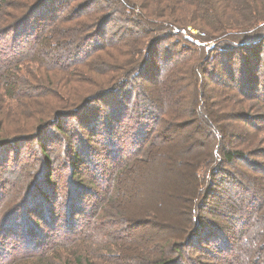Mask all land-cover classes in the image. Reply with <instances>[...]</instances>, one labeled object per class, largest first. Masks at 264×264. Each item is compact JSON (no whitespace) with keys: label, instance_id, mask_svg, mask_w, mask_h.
I'll return each instance as SVG.
<instances>
[{"label":"trees","instance_id":"obj_1","mask_svg":"<svg viewBox=\"0 0 264 264\" xmlns=\"http://www.w3.org/2000/svg\"><path fill=\"white\" fill-rule=\"evenodd\" d=\"M112 1L124 6L118 10L111 6L102 10L123 15L125 24L132 27L126 28L130 38L128 43H121V39H116L115 35L106 37L107 21L99 19V11L85 13L93 3L74 7L73 2L77 0H33L31 5L22 6L17 4L16 0H0V148L11 150L22 143H36L40 148V178L46 171V178H39L32 186L34 180L21 196H14L8 210L12 218L18 217L19 214L20 218L33 214L28 210L32 205L29 203L30 198L35 193L38 195L37 199L42 197L48 201L44 188L52 187L57 190L56 176L52 177V174L56 173L55 166L50 163V155L47 153L49 143L46 145V140L41 134L42 130L44 133L49 128L56 130L60 136H63L62 133L66 136L65 142L61 143V140L55 137L51 144L65 146L64 161L70 170V182L79 174V177L85 176L79 163L85 162L87 158L93 160L95 156L86 146L85 140L92 141L100 132L104 137L100 145L104 146L105 142L107 146L105 152L120 154L126 147L127 151L121 152L126 157L124 162H128L126 167L116 170L118 174L114 169L110 172L107 170V175H102V178L90 179L92 187L98 185V191L103 189V186L105 189L108 184L112 187L111 179L116 181V189L112 187V197L107 199L106 191L104 196L99 198L98 206L113 205L132 195L142 194L144 187L148 191L149 180L139 179L141 175L138 172L131 173L136 165H140L144 170L150 162V159L143 161L138 158L142 147L150 153L149 149L154 147L161 150L172 145L173 135L182 134L192 128L199 120L196 117L198 113L201 115L202 127L206 129L210 126L212 134L216 133L213 123L199 112L200 91L196 85L203 79L210 78L207 69H201L198 61L200 58L197 57H203L211 51L206 53L203 46H195L194 43H170L168 47H163V53H160L164 41L184 38L182 34L172 33V27L185 28L192 25L198 28L202 36L197 38L201 42L211 41L215 44V51H219L216 60L222 61L221 72L223 76L232 79L235 71L233 62L236 55L239 56L243 52L244 44L240 43L241 38L251 31L259 32L264 29V0H156L158 4L165 5L167 11L151 13L144 8L142 14H136L133 20L127 19L133 15L135 5L128 1L124 3L123 0H107L105 4L108 5V2ZM6 8H13V11L19 13L13 15L11 21L4 25L2 11ZM197 8L198 12L195 11ZM153 19L163 23L154 25ZM167 30L168 37L162 35L164 39L159 42L150 43V39L146 43L150 38L148 36ZM190 58L198 61L195 70H191L195 79L201 74V70L202 75L201 79L198 78L199 81L193 80L186 87L178 85L181 81V71L162 70L172 61L189 65ZM238 61L240 65L249 63L246 57L239 56ZM156 65H160V71L155 70ZM79 66H82L84 75L75 74ZM59 74L65 75L62 81L66 84L65 89L56 84ZM157 78L160 80L154 84L156 86L148 88L147 84L156 82ZM187 80H190V77ZM71 83L72 85H68ZM74 83L79 84L80 91L73 88ZM186 88L191 94L190 104H186L182 91ZM5 101L13 103L8 108L14 112L12 117H17L21 107L26 105L36 106L44 102L48 109L43 120L29 131L31 133L14 135V138L10 135L12 133L7 123L9 110L3 108L1 103ZM40 114L41 111L38 112V115ZM206 114L213 119L212 111L206 110ZM31 115L36 117V114ZM69 119L76 121V128L65 129L63 123ZM215 122L218 124L215 127L230 141L231 135L227 128L217 120ZM81 130L85 133V140ZM190 143L192 141L187 148L183 147V150L190 152L195 147V143ZM217 147L216 141L212 151L207 153V158L211 161L217 157L218 161H223L224 166H230L233 172L228 174L232 177L231 180L227 177L223 179L228 184L222 186L220 209L215 217L219 225L215 240L221 241L222 246L219 249L214 247L216 257H212V263L208 264H264V179L244 178L238 181L237 173L234 172L246 156L240 150L224 147L218 150ZM159 154L157 157H160ZM124 173L128 181L122 177ZM133 174L136 177L131 176ZM105 178L108 181H105ZM131 179L134 183L129 188ZM42 182L45 185L41 187L40 192L36 187ZM124 190L129 192L128 195ZM145 198L147 199V195ZM98 210L94 211L92 217L98 216ZM191 213L189 212L190 220L194 224L195 216H191ZM122 215L125 216V212ZM143 222L135 226L147 225L149 221ZM153 225L160 227V224ZM12 228L13 226H10V229L2 231L0 240H20V232ZM133 228L132 224L126 223L125 230L128 233ZM7 233H10V236ZM4 234L6 238H3ZM185 245L173 243V250L171 249L169 255H180L182 260L187 248ZM160 259L161 262L153 264L175 262L174 258L169 259L164 255ZM76 263L92 264L88 261Z\"/></svg>","mask_w":264,"mask_h":264},{"label":"rangeland","instance_id":"obj_2","mask_svg":"<svg viewBox=\"0 0 264 264\" xmlns=\"http://www.w3.org/2000/svg\"><path fill=\"white\" fill-rule=\"evenodd\" d=\"M16 1L22 6H29L33 2V0ZM106 1L77 0V2H73V6L84 7L93 3L85 13L99 11V19L107 21L105 25L106 37L115 35L116 39H121V43H128L130 38H128L127 30L132 27L125 24L123 15L120 16L116 12L111 14L109 10H102L104 7L110 6L118 10L124 5L121 6L117 1L108 2L110 4L106 5ZM123 1L135 5L133 15L131 14L127 20L135 19L136 14H142L144 8H147L151 13L167 11L165 10L166 6L158 4L156 0ZM195 11L198 12V8ZM17 13L13 11V8L4 9L2 11L4 25H7L13 15ZM153 20L154 25L163 23L161 20ZM127 27L128 29H126ZM172 29V33L182 34L184 38L164 41L160 53H163V47H168L170 43H194L195 46H199L196 43H203L205 52L211 51L203 57L200 55L197 57V59L200 58L198 61L201 69H207L210 78L203 79L196 85L200 91L199 112L213 123L216 136L212 134L210 126L206 129L202 127L201 115L198 113L196 117L199 120L192 128L182 134L173 135L174 143L172 145L161 150L154 147L149 149L150 153L142 147L138 153V158L143 161L150 159V162L144 170L140 165H136L135 170L131 173L138 172L141 175L139 179L147 178L149 180L148 191L144 187L142 194L132 195L113 205L98 206L99 198L103 197L106 191L108 193L105 197L107 199L112 197V187L116 189V181L112 176L113 179L110 178L112 187L108 184L105 189L103 186V189L98 191V185L92 187L90 179L92 177L94 179L102 178V175H107L105 174L107 170L110 172L114 169L116 173L120 167H126L125 165L128 164V162H124L126 147L121 150L124 152H120L121 155L112 151L105 152L107 147L105 142V147L100 145L104 138L102 133L99 132L89 142L88 139L85 140V133L81 130L86 146L91 149L92 153H95V156L93 160L91 158L82 159L85 162L82 161L79 164L82 165V172L85 176L77 175L73 178L72 183L68 179L70 170L64 161L65 146L62 147L58 143L51 144L55 137H58L61 143L65 142L66 136L64 133H62L63 136H60L56 130L51 128L44 133L42 130L41 134L46 140V145L49 143L47 146L49 149L47 153L50 155L49 161L55 166L56 173L54 172L52 177L56 176L57 190L52 187L44 188L48 201L43 200L42 197L37 199L38 195L35 193L30 198L29 203L32 205L28 210L33 214H27L21 218L20 214L18 217L12 218L8 210L14 196L16 198L18 195L21 196L34 180L32 186L40 178L41 162L38 160L40 148L33 142L19 144L11 150L0 148V239L2 231L10 229V226L20 232V240H11L10 238L0 240V264H78L76 263L78 261L81 263L88 261L92 264H153L161 262L162 255L169 259L174 258V264L212 263L210 259L216 257V253L213 251L214 247L219 249L222 246L221 241L215 240V236L219 233V225L215 217L220 209L222 186L225 187L228 184L223 179L227 177L231 180L232 177L228 174L233 171L230 166L231 169L224 166L222 160L218 161L217 157L210 161L207 158V153L212 151L216 141L218 150L223 147L240 150L246 159L239 162L234 172L237 173L238 181L244 178L245 180L264 179V35L262 36L264 29L259 32L251 31L250 34L241 38L240 43L242 42L244 46L243 52L239 56L240 58L246 57L249 63L240 65L239 56L236 55V60L233 62L234 80L223 76L222 61L217 62L216 60L219 51H215L213 42L199 41L197 36H202V34L199 33L198 28L188 25L185 28L172 27ZM183 30L186 32L183 33ZM168 31L156 32L154 36H148L150 38L146 40V43L150 39V43L159 42L164 39L162 35L168 37ZM184 45L186 46V44ZM190 60L189 65L172 61L162 70L181 71V81L178 85L186 87L193 80L199 81L198 78L201 79L202 75L201 70L200 77L195 79L191 70H195L198 61L193 58ZM154 68L159 71L161 69L160 65H156ZM81 73L84 75L85 72L82 70V66H79L75 74ZM189 77L190 80H187ZM64 78L65 75L59 74L56 81V84L63 89L66 87V84L62 82ZM92 78L94 77L92 76ZM159 80L157 78L156 82L147 84L148 88L155 87L154 84ZM76 83L73 84V88L80 91L79 84ZM68 85H72V83ZM182 91L185 94L186 104H190L191 94L187 88ZM1 103L5 109L13 104L9 101ZM35 109L37 111H33ZM47 109L48 105L44 102L36 106L26 105L21 107L17 117H12L14 112L8 109L7 123L11 129V137L15 138L18 135L31 133L29 131L43 120ZM206 110L212 111L213 119L207 116ZM39 111H41L40 115H38ZM31 113L36 114V117ZM215 118L218 123L227 128L231 135L230 141L228 138L225 139L222 132L215 127L218 125ZM75 123L76 121L69 119L63 123V126L66 130L73 129L76 128ZM60 140L58 141L60 142ZM95 141L96 143H94ZM191 141L190 144L195 143L196 145L190 152H186L183 147L187 148ZM158 154L160 157H157ZM222 171L227 174H222ZM194 173L195 175H193ZM131 176L136 177L134 174ZM122 177L128 181L125 173ZM43 178H46V171L42 173L40 179ZM105 181L108 179L105 178ZM133 183L131 179L129 188ZM44 185L42 182L38 188L36 187V190L40 189L41 192V187ZM124 192L126 195L129 193L127 190ZM193 203L196 206H191ZM96 210H98V216L92 217ZM124 212L125 216L122 215ZM189 212H192L191 216H195L194 224L190 220ZM143 221L149 222L147 225L135 226ZM126 223L134 226L129 233L125 230ZM153 223L160 224V227ZM161 225L163 226L161 227ZM7 234L10 236V233ZM3 238H6L5 234ZM8 242L9 245H7ZM173 243L186 244L187 248L182 260L180 255H169Z\"/></svg>","mask_w":264,"mask_h":264},{"label":"built area","instance_id":"obj_3","mask_svg":"<svg viewBox=\"0 0 264 264\" xmlns=\"http://www.w3.org/2000/svg\"><path fill=\"white\" fill-rule=\"evenodd\" d=\"M182 32L185 33L186 31L183 30ZM196 44L199 45V46H204V45H205V44H203V43H201V44H200V43H196Z\"/></svg>","mask_w":264,"mask_h":264}]
</instances>
